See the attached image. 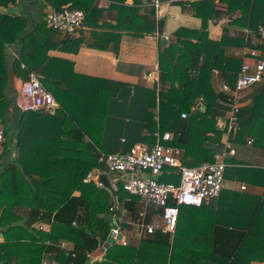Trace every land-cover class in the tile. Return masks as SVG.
<instances>
[{
    "label": "trees",
    "instance_id": "1",
    "mask_svg": "<svg viewBox=\"0 0 264 264\" xmlns=\"http://www.w3.org/2000/svg\"><path fill=\"white\" fill-rule=\"evenodd\" d=\"M47 1L54 9L64 6L74 8L61 5L66 0ZM219 1L226 3L230 15L240 10L231 22L251 30L264 25V0ZM190 5L194 15L201 19V25L198 28L177 27L160 49V86L153 90V99L158 100V110L157 113L149 112L146 119L149 131L143 140L152 143L156 130L161 133L168 130L172 133L168 143L178 147L183 145L188 155L195 157L191 149L200 148L202 158L186 162L187 165H196L215 159L205 139L214 141L222 132L215 127V123L216 116L224 113L225 105L216 101L220 95L213 88L212 72L218 70L223 82L233 85L241 61L232 54H226V47L248 44L264 51V41L256 42L250 37L245 42L244 38L231 35L227 27H223L219 39H212L208 24L218 15L214 0H196L190 2ZM120 8L126 11L138 10L133 5H120ZM16 18L0 14V124L5 133L1 150L11 144L17 149V155L0 171V231L3 233L0 260L14 261L15 264H41L42 257L49 255L59 264H193V251L189 258L184 256L186 249H190L189 244L193 243L179 236L181 229L194 225V222L190 225L187 219L181 218L187 207L183 204L179 205L178 220L172 236L169 232H156L152 236L142 237L137 246L111 244L100 259L86 255L108 234L110 221L105 214L114 215L118 201L128 196L122 187L111 193L105 187H98L95 181L84 179L89 170L105 168L98 161V148L111 151L94 137L92 129L87 128L95 126L99 129L101 117L105 115L101 109L104 107L101 99L104 86L86 83L75 77L58 80L60 71L56 72L57 68L62 65L61 62H67L47 54L48 48L43 45V38L56 29L43 20L24 35L14 70L26 75L27 71L35 70L36 64L41 61V80L59 101L60 107L53 113L45 110L22 112L19 129L13 136L15 140L11 139L6 117L11 110V95L14 92L9 82L6 44L15 40L22 28L16 26L10 31V26L7 27V24L13 22L18 25ZM137 19L138 27L126 29L137 33L153 32L156 28L154 5L151 3L148 13L138 15ZM20 61L24 63L22 68ZM176 80L184 82L180 95L167 85ZM65 82H69L68 88L64 87ZM253 88L251 103L244 114L240 112V129L232 135L231 140L241 144L251 135L254 144L262 146L264 85L258 83ZM91 96L94 99L90 101L88 98ZM200 102L205 105L204 109L200 108ZM224 102L227 103V96ZM182 112L187 115L182 117ZM154 115H157V121ZM208 130L213 135H208ZM159 179L177 182L178 175L168 168ZM19 206L28 207L27 216L15 211ZM101 212L103 215H99ZM40 220H48L50 226L43 229L37 227L34 222ZM60 239L71 241L74 249L79 251L74 255L67 252L57 244ZM236 261H240L239 254L233 262Z\"/></svg>",
    "mask_w": 264,
    "mask_h": 264
},
{
    "label": "crops",
    "instance_id": "2",
    "mask_svg": "<svg viewBox=\"0 0 264 264\" xmlns=\"http://www.w3.org/2000/svg\"><path fill=\"white\" fill-rule=\"evenodd\" d=\"M192 1L196 0H163L159 11L155 14V30L140 33L126 28L139 26L137 17L148 13L152 0L150 2L149 0H66L61 3V5L82 9L84 11L83 23L72 34L66 35L52 30L43 38L42 43L47 46L48 55L67 62V64L61 62L62 65L58 66L56 71H60V76L57 75L58 80L64 77H75L86 83L114 86L116 92L113 99L115 101L111 102L108 108L106 121L104 115L101 117L99 129L95 126L87 127L89 130L92 129L94 137L111 151L127 149L132 143L143 140L148 134L147 116L149 112L157 113L158 110V100L153 99V90L155 91L160 86L158 53L169 41L168 36L177 27L198 28L201 25V19L193 13L190 5ZM214 3L218 15L209 21L210 37L219 39L223 27H227L231 35L242 37L245 42H248L250 37L243 30L246 26L231 22L240 10L237 9L230 15L226 10L225 2L214 0ZM120 5H133L138 10L126 11L121 9ZM49 9H54V6L47 0H8V2L2 0L0 2V14L18 17L16 18L18 25L16 22L7 24V27L10 26V31H13L16 26H22L16 39L6 44L9 82L14 93L15 85H17L14 76L21 78L25 76L18 70H14V62L20 55L22 39L25 34L44 20ZM163 37L166 38L164 43L162 42ZM239 47L241 46H228L225 52L235 56L233 52ZM262 52L264 54V51ZM21 63L23 61H20V67ZM41 67L43 65L40 61L36 64L35 70L42 75ZM211 81L215 92L220 95L216 101L225 105V108L223 114L216 116L215 127L222 131L221 134L215 137L214 141L207 138L205 142L207 147L212 149L213 157L227 140L235 148V153L226 154L224 157L227 163L224 184L216 197L208 198L200 205L183 204L187 207L183 210L181 218L187 219L190 225L194 222L193 226L184 227L179 231V236L193 243V245L189 244L190 249H186L184 256L186 259L189 258L193 251V264H264V166H262L264 155L259 163L250 165L246 162L245 159L255 154L248 148L255 146L253 136H247L246 142L241 144L232 142L233 134L228 136L224 127L228 109L224 99L227 94L220 88L223 79L218 70L215 69L212 72ZM67 83L69 82H65V88L69 86ZM255 84L258 83L252 84L241 92L238 121L240 112L244 114L246 107L251 103ZM167 85L173 88L178 95L182 94L183 81L176 80ZM100 90L101 88L98 91ZM13 95H11L12 101ZM88 99L91 101L94 97L91 96ZM200 108H205L203 102ZM10 109L6 117L9 125L8 134L11 139L15 140L13 136L19 129L20 115L24 111L13 105V102H11ZM154 118L157 121V115H154ZM239 129L240 125L237 130ZM207 134L213 135V132L208 130ZM250 137H252V143L247 142ZM113 140H118L117 145L112 142ZM175 147L180 149L179 159L184 164L202 158L198 147L191 149L196 154L195 157L188 155L183 145ZM0 151L1 171L17 155V149L11 144L3 150L0 148ZM256 154L259 155L258 152ZM241 167L243 169H240ZM97 170L100 177L103 174L107 179L106 168ZM242 184L245 185L244 188L241 187ZM28 210V207L24 206L15 208L17 213L24 216H27ZM141 210L145 213L146 221H161L160 209L144 204L135 195H128L118 201L117 212L114 215L109 213L110 226L113 222L121 226L122 235L128 240L127 245L137 246L142 237L152 236L156 232L162 234L169 232L170 236L173 235L174 231H164L161 228L147 233L140 225L139 211ZM38 223L39 221L34 222L37 227H39ZM40 223H43L45 228L50 226L48 220H40ZM2 237L3 233L0 231V242L3 240ZM100 241L102 243L99 242V245L92 251L99 255L98 259L102 258L111 244L119 243L112 240L109 231L106 238ZM69 242L72 244L71 241ZM237 254L240 256V261L233 262ZM43 259L59 264L49 255H45ZM5 263L15 264L14 261Z\"/></svg>",
    "mask_w": 264,
    "mask_h": 264
},
{
    "label": "built area",
    "instance_id": "3",
    "mask_svg": "<svg viewBox=\"0 0 264 264\" xmlns=\"http://www.w3.org/2000/svg\"><path fill=\"white\" fill-rule=\"evenodd\" d=\"M161 3L160 0H152L155 14L159 11ZM83 19L82 9L66 6L49 9L44 16L48 26L63 34L75 33L82 25ZM243 30L253 41H264V25H259L255 30L248 27ZM233 53L241 61L235 83L229 85L224 81L220 86L227 94L228 109L224 127L228 136L239 128L241 92L254 83L264 85V54L261 49L245 44L235 49ZM21 67H24V63H21ZM14 79L17 85H15L13 105L21 111L45 110L53 113L60 107L59 101L43 84L39 72L29 70L23 78L14 76ZM186 115V112L181 113L182 117ZM153 135L152 143L145 140L135 141L127 150L104 151L98 148V161L105 165L108 184H105L100 173L95 169L90 170L84 179L94 180L98 187H105L111 193L122 187L128 195H135L144 204L159 208L161 221H146L144 211H139L140 225L147 233L154 232L156 228L173 232L178 220L179 205H200L204 200L216 197L220 193L227 165L224 157L226 154H234L235 148L227 140L215 154L213 161L187 165L179 159L180 149L168 143L172 138L170 131L165 130L161 133L156 130ZM4 139V128L0 124V148ZM252 141V137L247 139L248 143ZM168 168L178 175L177 182L159 179L162 172ZM241 187L244 188L245 185L242 184ZM38 224L39 228H45L43 223ZM109 235L115 242L128 244V240L122 235L121 226L117 223L111 224ZM57 244L67 252L70 251L72 255L79 251L65 239H60ZM86 255L93 259L99 258L94 252H88ZM0 264L6 263L0 260ZM42 264L53 263L49 259H43Z\"/></svg>",
    "mask_w": 264,
    "mask_h": 264
},
{
    "label": "rangeland",
    "instance_id": "4",
    "mask_svg": "<svg viewBox=\"0 0 264 264\" xmlns=\"http://www.w3.org/2000/svg\"><path fill=\"white\" fill-rule=\"evenodd\" d=\"M101 92H102L101 99H103L102 101H104V107H102L101 109L103 111L102 113H105L104 120L106 121L107 111L111 105V102L115 101L113 97L116 91L114 90V86L110 87L109 85H104V87H102ZM112 142L117 145L118 140H113ZM248 148L251 149L255 154L245 159L246 162L249 163L250 165L254 163H259L262 159V156L264 155V146L260 147L255 145L253 146V148L251 146H249ZM257 152L259 153V155L256 154ZM225 177H227V174L225 175ZM226 180H228V178H226Z\"/></svg>",
    "mask_w": 264,
    "mask_h": 264
},
{
    "label": "water",
    "instance_id": "5",
    "mask_svg": "<svg viewBox=\"0 0 264 264\" xmlns=\"http://www.w3.org/2000/svg\"><path fill=\"white\" fill-rule=\"evenodd\" d=\"M165 40H166V38L163 37L162 42L164 43ZM101 178L104 180L105 184L107 185V184H108V181H107L105 175L102 174V175H101ZM105 217H106L107 219H109V218H110V214H109V213L105 214ZM100 243H102V242L100 241Z\"/></svg>",
    "mask_w": 264,
    "mask_h": 264
}]
</instances>
